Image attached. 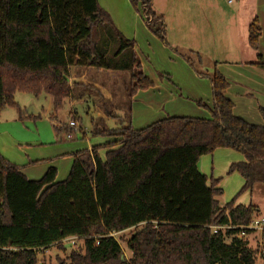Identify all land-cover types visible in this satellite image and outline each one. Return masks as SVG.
I'll return each mask as SVG.
<instances>
[{"label":"trees","instance_id":"trees-1","mask_svg":"<svg viewBox=\"0 0 264 264\" xmlns=\"http://www.w3.org/2000/svg\"><path fill=\"white\" fill-rule=\"evenodd\" d=\"M130 3L166 43L164 19L151 0ZM99 26L117 42L115 55L128 50L127 57L108 58L106 45L92 35ZM259 36L254 18L247 35L254 50ZM133 47L97 0H0V110L14 107L22 118L14 93H43L53 98L49 116L56 118L71 94L72 65L129 70L132 97L153 86ZM187 53L182 55L188 63L191 56L200 61L197 52ZM252 64L264 71L260 54ZM208 78L211 106L197 102L208 117L167 116L140 129L107 128L91 119L92 134L108 139L74 152L62 181H56L53 167L29 180L0 154V264H45L38 253L51 246L64 249L62 240L69 237L78 239L80 248L57 264H255V251L237 235L251 232L245 227L257 216V206L235 198L220 204V179H208L198 162L218 148L231 149L244 158L227 170L242 177L240 193L264 187V109L262 125L236 116L224 95L227 79L215 68ZM138 225L128 240L130 257L121 260V247L110 233Z\"/></svg>","mask_w":264,"mask_h":264},{"label":"rangeland","instance_id":"rangeland-1","mask_svg":"<svg viewBox=\"0 0 264 264\" xmlns=\"http://www.w3.org/2000/svg\"><path fill=\"white\" fill-rule=\"evenodd\" d=\"M168 3H170L169 0H151V7L153 9L157 8L160 13L166 12L163 16L165 17L163 19H166L167 13H169L166 11L169 7ZM99 6L101 7L100 4ZM106 9H108L110 12ZM106 9L103 10L107 12L111 21L113 22V18L115 17L112 16H114L115 9H111L110 7ZM134 11L139 13V11L136 9H134ZM198 12L201 22L196 26L197 34L187 36L185 39L180 38V40L181 42L192 44V46L200 55V61H197V57L194 58L191 56V61L188 63L185 59L186 57L182 55L184 54L187 56V51L182 52L181 50L179 52L176 50V53L173 50L172 47L175 46L170 45V43L174 42L173 38H176V35H170L168 37V34L166 33L167 27H165L166 43H163L162 40L153 33H150L151 37H148L147 39L143 38V41L142 38L140 39L141 42L139 44L138 52L142 56L145 66L143 68V74L153 82V85L157 89L149 91L148 95L140 94L134 102L135 105L132 104L134 111H130L129 101L131 97H128L127 95L130 82L129 70L111 69L113 70L111 72L112 74H109V69L106 68L100 69L93 66L72 65L70 67V76L72 73L76 75V77L80 76L85 70V80L90 83L87 85L82 84L85 87L80 83H74L72 86L74 88V93L79 91L80 87L81 89L86 88L85 92L90 94V101L87 100V103L83 102L79 105H75V110L77 113L75 116L71 112L69 114L61 113L60 116L63 117L61 119V121H63L61 122V125L63 127L65 124L67 125L70 120H73L76 123L75 130L72 132V138L66 139V132H62L60 134L62 138L66 139L63 140H65L66 143L84 147L85 145L101 144L108 139V137H104L102 135L92 134L91 117L97 110V107H95L92 102H96V106L101 108L103 111H110L109 114H115L117 116L115 120L110 116L105 119L104 124L107 128L127 126L129 121L131 122V126L141 127L145 126V124L147 125L153 122L154 120H157L158 118L164 117L166 114L197 117V114H200V111L205 110L203 107L199 108L197 105L199 99L202 100L201 102L206 100V92L203 90L205 86L203 83H199L196 79H207L205 80L207 81V85L210 83L208 76L213 72L215 66V64L212 62V57H210V54L215 50L222 49L228 44L232 43V33H230V30H228V23H230L233 16L227 12L226 8L221 6L220 8H217V10H212L201 5ZM116 20L121 22L119 17ZM92 35L94 40L99 42L100 46L106 45L107 51H105L107 52L108 58L112 62L119 61L123 56L127 57L129 53L128 50H125V52L122 54L115 55L118 49V44L113 39H110L109 33L103 26L94 28ZM234 45L235 47L238 46V40H236ZM174 54L178 55L181 60L179 61L175 59V57H173ZM182 63H185V65L190 67L188 69H190L191 75H194V78L190 77L189 70H187L185 67H181ZM71 68L73 72H71ZM200 72L201 75L198 74ZM73 88H71V91ZM201 90H203V93H199L201 96L199 98V96L195 93L201 92ZM171 93L177 94L178 99L170 100L167 95H170ZM191 94H194L197 98L192 97ZM210 94L211 87L209 84L207 86V96H211ZM152 95L155 96L152 97ZM48 97L50 96H47L43 93L37 97L21 91H16L14 93V100L17 105L19 107L25 106L26 110L29 109L30 106H33L35 110L37 108L38 110L44 112ZM150 98H152L151 101H149ZM157 99L162 102L158 109L159 115L157 112L154 113V109L150 107L148 108L146 103L149 101L148 103L153 104ZM210 100L211 99H209V102ZM65 101L63 107L60 109L62 111L64 110V105L66 104ZM4 108L7 111V115L9 113H13L15 117V114H17V120H14L10 123V126L15 132L22 131L23 134L29 135L32 133L31 136H34L36 135V127L34 126L35 123L40 129V134H42V137L45 132L47 135L52 134L53 128L49 125L48 119L43 115L41 117L32 118L26 123L24 122L25 119L19 118V113L14 107L7 106ZM98 126H101V124L98 123ZM3 128L4 126H0V129ZM101 155L103 157V151L101 152ZM206 157L209 159L208 170H210L209 166L211 165V153L207 154ZM215 157L216 158H214L213 163V172L218 171V165L222 160L218 159V156ZM209 172L210 171L207 172L208 179L210 178ZM222 173L223 171H221V174ZM215 178H220L219 185L222 189V194L217 197L220 204H225L234 198L235 202L239 204L253 203L258 208L257 216L264 219V187L262 185L256 184L253 186L251 191H244L240 193L241 187L243 185V179L237 172L228 174L226 171L222 174V177ZM140 226L141 225H138L120 232H112L111 234V236H113L118 241L122 250V254L126 260L130 257L128 240L131 235L140 228ZM249 234L250 238L248 240V246L255 251L256 261H258V263L255 264H264V254L259 255L258 253L260 240H263L264 245L263 234H260L258 231H251ZM62 245L64 249L51 246L45 251L39 252L38 257L40 261L44 262L45 264L50 262L57 264L60 259L67 261V256L69 255L70 251L72 249H79L81 242L78 239H69L64 240Z\"/></svg>","mask_w":264,"mask_h":264},{"label":"crops","instance_id":"crops-1","mask_svg":"<svg viewBox=\"0 0 264 264\" xmlns=\"http://www.w3.org/2000/svg\"><path fill=\"white\" fill-rule=\"evenodd\" d=\"M98 2L103 9L108 7L115 9L114 16H112L115 17L113 18V24L124 37L133 41V51L140 62L141 71L143 72V68L145 66L142 56L138 52L139 44L141 42L140 39L142 38L143 41V38L147 39L148 37H151L150 33L152 32L146 26L142 16L140 13L134 11L130 0H98ZM169 2L168 10H166L169 13H167L166 19H164V24L165 27H167L166 33L168 34V37L170 35H176V38H173L174 42H169L170 45L175 46L172 48L176 53V50L179 52L181 50L182 52H197L192 44L181 42L180 38L185 39L187 36L197 34L196 26L201 22L200 15H198L201 5L212 10H217V8H220V6L224 7L226 8L227 12L233 16L230 23H228V30H230V33H232V43L228 44L222 49L215 50L210 54V57H212V62L215 64L214 68L228 81V86L224 92V95L233 102L234 114L251 124L262 125L263 120L260 116L259 110L264 109V71L252 63L256 61L257 54H260L264 59V0H169ZM153 10L156 14L162 15V17L166 13H160L157 8H154ZM118 17L121 22L116 20ZM254 18H257L260 26V36L258 39L257 50L252 49L247 41L248 26ZM236 40H238L237 47L234 45ZM173 57L179 61L181 60L176 54H174ZM181 67H185L187 70H189L190 77L194 78V75H191L190 69H188L190 68L189 66L185 65V63H182ZM112 71L113 70H109L108 73L112 74ZM71 72H73L72 68ZM83 72L84 73H81V75L77 77L73 73L71 74L68 80L69 86L71 88H73L72 86L74 83H80L81 85L90 84L87 80H85V70ZM196 80L199 83H203L205 86L203 90L206 92V100L203 101V103L209 108L211 106V100L209 102L211 96H207V86L210 83L207 85V81H205L207 79L203 78H198ZM155 89L157 88L153 85L152 87L145 90H137L130 98V111H134L132 104L135 105L134 102L140 94L148 95L149 91ZM85 90L86 88L81 89L80 87V90L74 93L73 88L71 95L65 101L66 104L64 105V110L58 111L56 118L54 119H51L49 116L53 103L52 97H48L44 112L38 110L36 107L35 110L33 106H30V108L27 110L25 106L19 107L22 119H25L24 122L26 123L32 118L41 117L42 115L48 119L49 125L53 128V132L52 134L47 135L44 131L45 136L43 135V137L42 134H40V129L35 123L34 126L36 127V135L34 136H31L32 133L29 135L23 134L22 131L15 132L10 126V123L14 120H17V114H15V117L13 113H9L7 115V111L5 108H3L0 111V126H4L3 129H0V154L2 157L17 165L20 172L29 180L40 179L50 167L56 169V181L64 180L67 177L72 165V154L74 152L82 149H90L94 145H101L107 141L106 140L101 144L85 145L84 147H81L66 143L65 140L68 139L67 134L65 137L66 139L62 138L60 135L62 132L68 133L69 131V128L66 124L64 127L61 125V122H63L61 121L63 118L60 116L61 113L69 114L71 112L75 116L77 114L75 105L90 101V94L86 93ZM203 90L195 94H197L200 98L201 96L199 93H203ZM191 95L192 97L197 98L194 94ZM153 96L155 95H152V97ZM167 96L170 100L178 99L177 94L174 93H171ZM151 100L152 98L149 99V101ZM149 101L146 102L148 108L150 107L154 109V113L157 112L159 115L158 109L162 102L157 99L153 104H150L148 103ZM198 101L202 100L199 99ZM92 103L95 107H97L95 114L91 117L92 121L98 120L101 126H105V119L110 116L115 120L117 117L115 114H109L110 111H103L101 108H98V106L95 104L96 102ZM28 111H30V113ZM209 115V111L205 109L200 111V114H197V117H208ZM167 116L176 115L166 114L164 117L158 118L157 120ZM128 124H131V122L129 121ZM142 127L144 126H132L134 129H140ZM102 151L104 152L105 150H100V154ZM206 156L207 154L201 156L198 162V168L204 175H206V177L207 172L210 171V178L212 179H217L215 177H222V174L228 170V167L231 163L242 161L244 159L243 155H240L231 149L218 148L214 150L213 153H211L212 166L210 165V170H208L209 159ZM215 156H218V159H222L218 165L217 172H213L214 158H216ZM221 171H223L222 174ZM249 233L242 232L239 233L237 237L246 240L248 243L250 238ZM71 238L73 237H69L64 240H69ZM64 240H62V242ZM255 263H258V261Z\"/></svg>","mask_w":264,"mask_h":264},{"label":"built area","instance_id":"built-area-1","mask_svg":"<svg viewBox=\"0 0 264 264\" xmlns=\"http://www.w3.org/2000/svg\"><path fill=\"white\" fill-rule=\"evenodd\" d=\"M67 126L69 128V131L67 133V138H72V132L75 130L76 123H75V121L70 120L67 123ZM245 228L250 229L251 231H258L260 234H263V237H264V219H262V218H260L258 216H254L252 218L251 222L249 223V225H247ZM111 234H112V232L110 233V235ZM71 239H75V237H73ZM258 253H259V255L264 254L263 240H260V242H259V251H258ZM38 264H42V263L39 262Z\"/></svg>","mask_w":264,"mask_h":264},{"label":"water","instance_id":"water-1","mask_svg":"<svg viewBox=\"0 0 264 264\" xmlns=\"http://www.w3.org/2000/svg\"><path fill=\"white\" fill-rule=\"evenodd\" d=\"M29 113H30V111H28ZM37 112V111H36ZM120 258H121V260L122 259H124V255L122 254L121 256H120Z\"/></svg>","mask_w":264,"mask_h":264}]
</instances>
